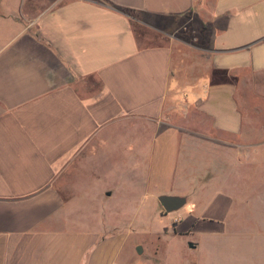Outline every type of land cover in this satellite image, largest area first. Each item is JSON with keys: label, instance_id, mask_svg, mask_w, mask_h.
<instances>
[{"label": "crops", "instance_id": "obj_1", "mask_svg": "<svg viewBox=\"0 0 264 264\" xmlns=\"http://www.w3.org/2000/svg\"><path fill=\"white\" fill-rule=\"evenodd\" d=\"M172 133L195 208L264 155V0H0V264H157L116 206Z\"/></svg>", "mask_w": 264, "mask_h": 264}, {"label": "rangeland", "instance_id": "obj_2", "mask_svg": "<svg viewBox=\"0 0 264 264\" xmlns=\"http://www.w3.org/2000/svg\"><path fill=\"white\" fill-rule=\"evenodd\" d=\"M155 142L156 159L152 162L151 154L146 158L145 153L137 161V209L126 207L125 188L135 187L126 176L121 182L124 193L119 195L116 206L117 213L123 216L122 229L132 230L131 248H135L140 259L178 264L186 254L192 260L202 257L204 264H264V155L256 158V152L248 154L232 168L236 169L235 174L230 169L228 175L219 177L222 182L202 193L195 208L193 194L179 189L184 159L177 135L172 133L165 145L159 137ZM161 195L186 197L187 203L178 211L166 213L159 202ZM131 211L137 215L133 224L132 220H124ZM185 216L196 221L191 233H180L192 224L188 220L181 223ZM167 228L169 232L163 233ZM195 243L200 244L197 251L190 249V244Z\"/></svg>", "mask_w": 264, "mask_h": 264}, {"label": "water", "instance_id": "obj_3", "mask_svg": "<svg viewBox=\"0 0 264 264\" xmlns=\"http://www.w3.org/2000/svg\"><path fill=\"white\" fill-rule=\"evenodd\" d=\"M159 202L166 213H172L183 208L187 203V199L181 196L161 195L159 197ZM190 246L195 247L194 244H190ZM141 250L140 248V251Z\"/></svg>", "mask_w": 264, "mask_h": 264}, {"label": "trees", "instance_id": "obj_4", "mask_svg": "<svg viewBox=\"0 0 264 264\" xmlns=\"http://www.w3.org/2000/svg\"><path fill=\"white\" fill-rule=\"evenodd\" d=\"M127 12H128L129 14H133V11H131V10H127Z\"/></svg>", "mask_w": 264, "mask_h": 264}]
</instances>
